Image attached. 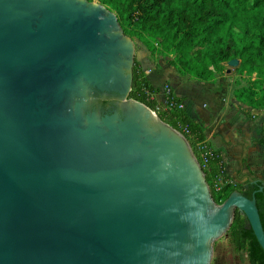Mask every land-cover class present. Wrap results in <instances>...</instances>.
<instances>
[{
	"label": "water",
	"instance_id": "1",
	"mask_svg": "<svg viewBox=\"0 0 264 264\" xmlns=\"http://www.w3.org/2000/svg\"><path fill=\"white\" fill-rule=\"evenodd\" d=\"M134 53L96 1L0 0V264H210L235 210L264 252L255 199L216 205L184 137L129 98ZM91 88L112 115L83 113Z\"/></svg>",
	"mask_w": 264,
	"mask_h": 264
},
{
	"label": "trees",
	"instance_id": "2",
	"mask_svg": "<svg viewBox=\"0 0 264 264\" xmlns=\"http://www.w3.org/2000/svg\"><path fill=\"white\" fill-rule=\"evenodd\" d=\"M88 1H96L114 12L123 33L132 41L139 40L148 51L153 52L157 43L161 52L172 56L170 66L183 77L213 82L223 74L226 63L239 61L235 72L245 84L235 88L233 96L252 110L264 111V0ZM158 93L159 89L134 59L129 98L148 107L184 137L216 205L222 204L232 192L254 198L264 231V184L249 179L233 183L223 176L222 157L206 146L204 129L190 118L183 98L168 87L163 103L159 104ZM262 131L257 143L264 146ZM199 145L207 149L204 166ZM259 186L263 187L261 192ZM227 232L235 251L245 253L248 264H264V252L247 220L237 210Z\"/></svg>",
	"mask_w": 264,
	"mask_h": 264
},
{
	"label": "crops",
	"instance_id": "3",
	"mask_svg": "<svg viewBox=\"0 0 264 264\" xmlns=\"http://www.w3.org/2000/svg\"><path fill=\"white\" fill-rule=\"evenodd\" d=\"M143 71L155 88L168 84L176 96L183 98L190 118L204 129L206 146L222 157L223 176L230 179V170L236 165L244 180L257 181L248 176V170L264 175V171L259 170L262 163L264 169V146L257 143L263 134L264 111L252 110L237 102L233 90L228 97L227 85L220 79L194 81L178 74L172 66L157 76L148 63H144ZM233 161L235 164L231 165ZM244 169L247 173H243Z\"/></svg>",
	"mask_w": 264,
	"mask_h": 264
},
{
	"label": "rangeland",
	"instance_id": "4",
	"mask_svg": "<svg viewBox=\"0 0 264 264\" xmlns=\"http://www.w3.org/2000/svg\"><path fill=\"white\" fill-rule=\"evenodd\" d=\"M133 42H134V47H135L134 59L140 63L142 70H143L144 63H148L152 67V70H153L152 72H154L155 75L159 76L160 73L164 72L163 70L170 68L169 62L172 59V56L170 54L161 52L160 46L157 43H155L153 45L154 51L150 52L146 49V47L139 40L134 39ZM237 66H238V64L236 66H231L228 63H226L224 66L225 70H224L223 74H221L220 77L218 78V79L223 81L224 85H227L228 97L232 96L230 94L231 90H234L235 88H238L239 86H243L245 84L242 81V79L238 78L236 75L235 69ZM149 72H151V71L149 70ZM150 78H151V75H150ZM218 79L216 81H218ZM151 80H152V82L155 83V80H153V79H151ZM174 84H175V82H174ZM168 87H170L168 84H163V85L159 86V88H158L159 93L156 97L159 104L163 103L164 96L166 94ZM159 109H161V107H159ZM234 164L235 163L233 161L231 163V165H234ZM198 166H199V164H198ZM238 169H239L238 165L232 167V169L230 170V172H231L230 173L231 174L230 180L233 183H244L246 179L244 180L242 178V175L240 173H238ZM245 170L246 169H244L243 173H247ZM259 170L264 171L263 163L259 164ZM260 171H259V173H260ZM248 173H249L248 174L249 177H251L252 179H256L257 181L262 182L264 184V175L263 174H262V176H261V174H259V175L254 174L250 170H248ZM243 175H245V174H243ZM210 264H248V262H247L245 253H238L235 251L234 246L231 242V238H230L228 232H226L222 237H220L218 240H216L214 242L213 248H212V255H211Z\"/></svg>",
	"mask_w": 264,
	"mask_h": 264
},
{
	"label": "flooded vegetation",
	"instance_id": "5",
	"mask_svg": "<svg viewBox=\"0 0 264 264\" xmlns=\"http://www.w3.org/2000/svg\"><path fill=\"white\" fill-rule=\"evenodd\" d=\"M132 79H133V68H132ZM115 101L111 95H103L94 88H91L88 92L87 103L83 109V113L94 112L99 117L106 115H112L114 113ZM259 182V181H254Z\"/></svg>",
	"mask_w": 264,
	"mask_h": 264
},
{
	"label": "built area",
	"instance_id": "6",
	"mask_svg": "<svg viewBox=\"0 0 264 264\" xmlns=\"http://www.w3.org/2000/svg\"><path fill=\"white\" fill-rule=\"evenodd\" d=\"M198 149L199 151L201 152V158H202V163H203V166L206 164V158H207V149L202 147V146H198Z\"/></svg>",
	"mask_w": 264,
	"mask_h": 264
}]
</instances>
